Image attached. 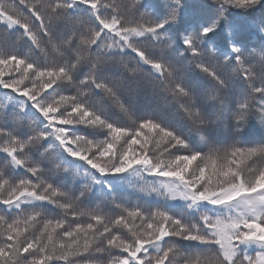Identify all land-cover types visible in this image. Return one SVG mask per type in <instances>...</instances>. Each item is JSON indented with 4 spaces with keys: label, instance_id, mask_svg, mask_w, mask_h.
Wrapping results in <instances>:
<instances>
[{
    "label": "snow or ice",
    "instance_id": "snow-or-ice-1",
    "mask_svg": "<svg viewBox=\"0 0 264 264\" xmlns=\"http://www.w3.org/2000/svg\"><path fill=\"white\" fill-rule=\"evenodd\" d=\"M0 264H264V0H0Z\"/></svg>",
    "mask_w": 264,
    "mask_h": 264
}]
</instances>
